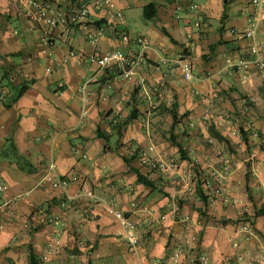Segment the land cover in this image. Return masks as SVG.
Listing matches in <instances>:
<instances>
[{
	"label": "crops",
	"instance_id": "0c3cea01",
	"mask_svg": "<svg viewBox=\"0 0 264 264\" xmlns=\"http://www.w3.org/2000/svg\"><path fill=\"white\" fill-rule=\"evenodd\" d=\"M29 1L0 0V90H8L7 98H0V198L7 203L0 211V264H31V251L36 264H264V142L250 144L251 164L238 160L225 187L217 198L209 196L207 205L195 193L196 186L187 196L181 184L176 188L169 176L158 178L143 165L141 154L135 155L138 148L144 154L154 149L152 135L159 129L160 117L148 105L169 109L171 96L179 106L171 132L170 116L161 121L169 127L168 140L181 124L196 141L216 137L214 132L231 139L229 124L237 102L232 93L240 78L244 86L256 73L258 85L250 91H264V70L236 75L228 61L246 56L248 43L239 32L252 22L258 24L256 39L264 42V4L112 0L125 16L131 35L127 42L100 33L95 21L106 18L105 11L87 0L89 20L58 25L46 47L41 40L45 25L23 12ZM50 1L53 12H68L78 0ZM150 3L156 16L146 19L144 7ZM139 35L148 40L147 63L134 74L100 68L89 57L94 49L140 51L134 39ZM178 58L191 60V80L183 77L175 63ZM143 79L148 90L155 87L165 94L160 101L144 93L139 85ZM23 83L29 88L18 96ZM84 86L85 100L80 92ZM133 107L138 116L119 135L112 127ZM183 111L188 116L181 121ZM258 121L252 125L264 136V118ZM98 130L108 136L114 150H104ZM240 148L247 145H232L231 156ZM15 153L34 170L22 169ZM130 154L135 157L127 164L122 156ZM51 163L58 176L69 179L66 186L45 179ZM131 166L154 181L156 188L139 182ZM110 206L136 223L135 246ZM246 217L253 221L251 233L242 229ZM49 247L54 251L44 261Z\"/></svg>",
	"mask_w": 264,
	"mask_h": 264
},
{
	"label": "rangeland",
	"instance_id": "374dc122",
	"mask_svg": "<svg viewBox=\"0 0 264 264\" xmlns=\"http://www.w3.org/2000/svg\"><path fill=\"white\" fill-rule=\"evenodd\" d=\"M256 74L257 75L255 78H253V80H249L248 83L244 82V86L242 84L243 78L238 77L240 78V82L238 84L239 88H236L234 93H232L233 99L237 102L234 103L236 109V112H233L234 117H231L233 121L231 120V124H229L232 127L229 128V130L231 129V139H228L232 143L230 144L231 146L234 145L240 147L241 143H243L244 147H246L243 138L241 139V127L245 132L248 133L249 143L252 147L261 145V143L264 142V136L261 135L260 129L252 125V122L255 121L260 124L258 120H262L264 118V91H260L258 92V94H253V92L250 91L252 86L258 85V73ZM148 92L151 97H155L158 101H160V99L162 98L161 95H165L161 94L158 91L150 89L148 90ZM259 96L261 99L259 98ZM170 99L171 106L174 102L173 96H171ZM160 106L154 109L148 105V110H152L153 112L157 111L159 114H154V116L160 117V120H158L159 129L155 130L153 133L154 135H152L154 149L149 150L150 152H148L147 154H144V150L140 151V148H138L137 151L134 152L138 153V156H140L141 154L142 161L144 163L143 165H148L150 170L157 172L158 178L162 177V175H165L167 177L169 176V179L175 180L174 184L176 188H181V184L185 189V194L187 196L191 195L189 194L191 192L190 188H193L197 185V182L200 178V176L198 175L199 169L205 171L203 172L202 176H205L208 180H210V174L212 173H210L209 171L211 169L212 171L217 170L223 176L222 184L218 183L214 179H211V186L205 188L207 189V191L209 190L212 193V198H217L219 194L218 190L220 191V189L225 187V179L228 174L236 168L238 160L248 159L245 163L251 164L252 159L250 157H252V152L250 151V149H248V147L245 150H242L240 148V150L238 151L235 150V155L231 156L232 150H229V148L231 147L230 145L226 144L222 140H218L216 137L211 135L205 137L204 140L199 139L196 141L193 138H189L191 137V134H188L184 129V124H181L178 125V127L173 132L177 136L179 142L183 143V145L186 147V151H189L184 158L182 154L177 151L176 146L170 140H168L166 136L169 133V127L166 124H163L161 121L162 118L166 117V115L170 116V114L168 112V108L165 107L164 109L160 108ZM187 116L188 115L185 114V111L179 114L181 121L186 120ZM170 118L172 119L171 116ZM261 124L263 125L262 122ZM162 131H167V133H164V135L161 136L160 132ZM171 131L172 130L170 129V132ZM200 142H203L205 146L199 145ZM135 147L137 148L136 145ZM131 155L132 154H130V156ZM227 160H229V170L226 168L224 163V161ZM203 167L205 170H203ZM247 219L250 218L246 217L243 220Z\"/></svg>",
	"mask_w": 264,
	"mask_h": 264
},
{
	"label": "built area",
	"instance_id": "2783aa9c",
	"mask_svg": "<svg viewBox=\"0 0 264 264\" xmlns=\"http://www.w3.org/2000/svg\"><path fill=\"white\" fill-rule=\"evenodd\" d=\"M92 3L96 7H101L105 11L106 18L115 24V21L119 22L120 25L123 24L122 28H118L115 25L110 28L100 27L99 31L101 34L105 33H114L119 38L129 42L131 36L129 32L125 29V19L123 17V13L120 9H117L112 0H93ZM252 3L256 6L262 7L264 4V0H252ZM23 12L25 15L35 21L42 22L45 27L43 28L41 40L46 47H49L51 44V34L58 25L63 24L64 26L68 25H76L80 23L87 22L89 20V16L91 14V10L87 0H78L76 5L71 7L68 12H53V4L50 0H30L29 2L24 4ZM258 24L256 22H252L248 25L243 31L239 32V36L243 39L247 40L248 43V51L246 56L239 58L238 60L229 62V68L234 70V73L243 74L245 72H249L250 70H263L264 69V42H259L256 39V31ZM142 47L140 51H123L120 49L111 50L107 52H101L97 49H94L90 53V59L95 61L100 68L107 67H116L121 68L126 76L134 74L135 69L138 66L145 65L147 63V58L145 55V51L148 47V40L146 37L139 35L134 38ZM175 63L179 65L182 69L183 77L186 80H191L193 75V66L190 59L187 58H178L175 60ZM144 79L141 81V85L143 90H145L148 97V94ZM83 100L86 99V90L85 86L80 90ZM8 96L7 89L0 90V98L5 100ZM86 113L85 110H83ZM229 160L224 161L226 168L229 170ZM56 164L51 163L49 165V171L45 175V179L49 181H53L58 186H66L69 183V179L66 177L58 176L56 174ZM210 180L214 179L218 183L222 184L223 176L217 170L212 171L210 174ZM210 180L205 181L206 187H210ZM0 189H3V186L0 185ZM210 196L212 193H209ZM93 196V195H89ZM213 196V195H212ZM212 198V197H211ZM214 198H212L213 200ZM6 202L2 201L0 198V211H3V208L6 206ZM110 212L115 213V215L122 221L125 229L127 230V238L130 243L135 246L138 243V239L134 234V230L136 229V223L127 217L126 212L116 209L114 206H110ZM252 221L247 219L244 221L243 231H247L249 233L252 232ZM54 251L53 247H49L46 250V253L42 256L44 261H47L50 258V255ZM203 263H207V257L203 256L201 258Z\"/></svg>",
	"mask_w": 264,
	"mask_h": 264
},
{
	"label": "trees",
	"instance_id": "16d2710c",
	"mask_svg": "<svg viewBox=\"0 0 264 264\" xmlns=\"http://www.w3.org/2000/svg\"><path fill=\"white\" fill-rule=\"evenodd\" d=\"M144 16H145L146 19H151V18H153V17L156 16V9H155V5L153 3H150V4H148V5H146L144 7ZM123 17L125 19L124 14H123ZM125 22H126V19H125ZM95 24L98 27H107V28H110L113 25H115L114 27L117 26L118 28H122V26H123V24L120 25L119 22H117V21H115V24H113V22H110L108 19H106L104 17L102 19H99V20L95 21ZM124 27H125L126 31L129 32L128 31V27H127V22L125 23V26ZM164 32L166 34H169L165 30H164ZM110 33H111V31H110ZM111 34L116 37V34H114V33H111ZM211 49H213V47H211ZM144 81H145L144 84L146 85V79H144ZM156 85H154V86H156ZM28 86H29L28 84L23 83L21 85V87H20L17 95L19 96V95L23 94L29 88ZM140 87L142 88V85H140ZM152 90L158 91L155 87H153ZM134 93H138V90H135ZM156 94H157V92H156ZM153 98L156 99L155 97H152V99ZM178 106L179 105H178L177 101H175L172 104V106L168 109V112H169V114H170V116L172 117V120H173V126L171 127V130L174 129V125L177 123V120H178ZM137 116H138V110L135 107H133L131 109L129 115L126 117V119H124L123 121L119 120L118 123H116L112 127L113 130H115L116 133H118L120 135L121 134V129L124 126H126L131 120H133L134 118H137ZM240 133H241V136H242L245 144L250 149L249 137H248L247 133L244 131V129L242 127L240 128ZM97 135L104 140V142H105L104 150L105 151H112V150H114L113 147H112V145L109 143L108 136H106L104 133H102L99 130L97 131ZM214 135L219 140H222L226 144H228V145L231 144V142L228 139H226L222 134L214 132ZM170 140L176 146L177 151L180 152V154H182V156L185 158V156H186V150L180 144L177 136L173 132L170 135ZM14 155H15V159L17 160L18 164L20 165V167L22 169L27 170L29 172H32L34 170V168H33L34 166L24 156L19 155L17 153H15ZM135 155H137V154H135ZM135 155H133L131 157L122 156V158H123V160L127 164H130L132 162V159H134ZM131 170L136 173L139 182H141L144 185H146L148 187H151L153 189L156 188V185H155L154 181H152L147 175L143 174L138 168L131 166ZM198 175L200 176V178H199V180L197 182L196 192L195 193L197 194V196H199L200 198H202L203 201H204V203L207 205L209 203V196H210V194L205 192L207 190V189H205L206 188L205 181H207L208 179L205 176H202L203 175V171L201 169H199ZM161 191H163V190L161 189ZM51 201L52 202H56L55 199H52ZM200 213H204V212H201L200 211ZM256 214H259V211ZM127 217H129V216L127 215ZM30 261H31V264H36V262H35V254L33 253V251H31V253H30Z\"/></svg>",
	"mask_w": 264,
	"mask_h": 264
},
{
	"label": "clouds",
	"instance_id": "9594fccd",
	"mask_svg": "<svg viewBox=\"0 0 264 264\" xmlns=\"http://www.w3.org/2000/svg\"><path fill=\"white\" fill-rule=\"evenodd\" d=\"M139 85H141V84H139ZM145 88H146V85H145ZM146 90H147V92H148V88H146ZM144 91V93L146 94V92H145V90H143ZM148 94H149V92H148ZM147 95V94H146ZM150 95V94H149ZM252 223H253V221H252Z\"/></svg>",
	"mask_w": 264,
	"mask_h": 264
}]
</instances>
